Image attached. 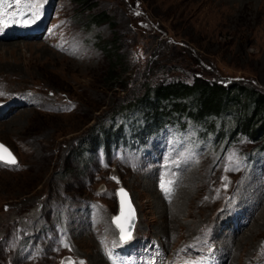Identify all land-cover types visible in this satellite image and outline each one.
Returning <instances> with one entry per match:
<instances>
[{
	"label": "rangeland",
	"instance_id": "obj_1",
	"mask_svg": "<svg viewBox=\"0 0 264 264\" xmlns=\"http://www.w3.org/2000/svg\"><path fill=\"white\" fill-rule=\"evenodd\" d=\"M85 2L91 8L78 0H0V145L15 156L14 164L0 162V264H125L149 255L204 264L200 254L217 261L219 248L223 264H264L262 141L238 134L219 152L213 130L193 140L171 116L163 123L178 129L151 135L134 157L123 137L139 140L146 114L120 110L144 88L176 77L263 93L264 0ZM40 4L49 15L37 19ZM100 13L110 24H86ZM113 41L125 62L115 71L127 66L125 90L107 88L103 78L114 57L100 44ZM155 59L175 66L146 75ZM98 124L116 135L110 147L78 150ZM118 188L135 218L127 248L110 221Z\"/></svg>",
	"mask_w": 264,
	"mask_h": 264
},
{
	"label": "trees",
	"instance_id": "obj_2",
	"mask_svg": "<svg viewBox=\"0 0 264 264\" xmlns=\"http://www.w3.org/2000/svg\"><path fill=\"white\" fill-rule=\"evenodd\" d=\"M78 1L81 5L90 7L85 0ZM110 19L105 13L90 15L86 24L100 21H107L110 24ZM100 49L104 54L111 53L114 57L109 62L103 76L104 81L108 82L107 88L125 90V81L128 77L127 66L124 69L119 68L120 71H115L116 66L125 64L123 56L118 52L116 42L100 44ZM148 62L146 75L152 74L154 70L165 73V70L175 66V64L168 63L159 64L156 59ZM137 98V101L134 100L120 109L122 112L130 111L132 108L144 110L146 114L144 125L136 128L135 134L145 133L150 129L151 124H160L172 116L182 125L184 123L181 122V118H186L193 123L204 125L207 130L215 131L217 141L224 140L225 145L236 141V135L242 134L250 140L260 139L262 141L260 146H264V92L260 93L235 82L221 85L202 79L199 75H193L190 83L177 79V77L167 83L157 82L153 87L144 88L142 95ZM241 98H243V102ZM163 102L166 104L160 106ZM161 111L162 113H159ZM227 118L232 120L229 130L224 127ZM215 119L216 121L212 123L211 120ZM215 124H219L221 129H216ZM95 126L98 127V133L91 131L86 137H83L78 144V150L83 148L92 150L93 147L105 150L106 146H109L110 142L116 138V135L113 136L108 128L99 124ZM96 134L103 136L98 137Z\"/></svg>",
	"mask_w": 264,
	"mask_h": 264
},
{
	"label": "water",
	"instance_id": "obj_3",
	"mask_svg": "<svg viewBox=\"0 0 264 264\" xmlns=\"http://www.w3.org/2000/svg\"><path fill=\"white\" fill-rule=\"evenodd\" d=\"M0 149H1L0 156L4 157V159H0V160L4 162H8L12 158H14L13 155L10 154V152L6 148L2 147ZM116 192H117V201H118V213L113 217V224L115 225V227L117 228L118 232L121 235L128 237L132 232L134 218L133 215H131L132 218L130 222L126 223L125 226L123 225L121 216H123V214L128 215L127 213L130 212V208L128 207V199L126 197V192L124 191V189L119 188L116 190ZM123 200H125V202Z\"/></svg>",
	"mask_w": 264,
	"mask_h": 264
},
{
	"label": "snow or ice",
	"instance_id": "obj_4",
	"mask_svg": "<svg viewBox=\"0 0 264 264\" xmlns=\"http://www.w3.org/2000/svg\"><path fill=\"white\" fill-rule=\"evenodd\" d=\"M35 16H36V18L38 19L39 18V16H38V14H34ZM3 146L2 145H0V148H2ZM10 155V154H9ZM0 159H4V157H2V156H0ZM8 162H10V163H15V159L14 158H12L10 161H8Z\"/></svg>",
	"mask_w": 264,
	"mask_h": 264
},
{
	"label": "bare ground",
	"instance_id": "obj_5",
	"mask_svg": "<svg viewBox=\"0 0 264 264\" xmlns=\"http://www.w3.org/2000/svg\"><path fill=\"white\" fill-rule=\"evenodd\" d=\"M15 36V35H14ZM182 191V190H181ZM178 192V191H177ZM244 197V196H243ZM190 202V201H189ZM186 203V202H185ZM253 206V205H252ZM218 219V218H217ZM219 222V221H218ZM225 221H223V220H221L220 219V223L222 224V223H224ZM215 223V222H214ZM217 225V224H216ZM220 225V224H219ZM219 225H217V226H219ZM121 237L123 238V235H121ZM218 243V242H217ZM219 243H220V241H219ZM230 248V247H229ZM227 255V254H226ZM224 256V255H223Z\"/></svg>",
	"mask_w": 264,
	"mask_h": 264
}]
</instances>
